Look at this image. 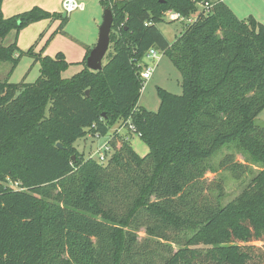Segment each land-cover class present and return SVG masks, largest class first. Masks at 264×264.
I'll return each mask as SVG.
<instances>
[{"label":"trees","instance_id":"1","mask_svg":"<svg viewBox=\"0 0 264 264\" xmlns=\"http://www.w3.org/2000/svg\"><path fill=\"white\" fill-rule=\"evenodd\" d=\"M206 2L210 10L197 13ZM101 5L114 14L102 70L88 68L89 50L84 68L65 78L62 53L40 54L34 83L0 80V264H138L139 228L157 243L180 244L193 233L161 264H264V128L254 123L264 111V24L240 19L223 0ZM169 11L198 14L173 43L158 27ZM53 18L68 23L39 6L11 17L0 11V38ZM151 48L182 74L181 95L158 88V111L139 106ZM32 49L0 44V62L11 63V74ZM120 122L148 144L145 156L119 135L107 164L75 147ZM233 142L263 169L252 190L221 205L204 194V177L210 158ZM220 166L246 167L233 154Z\"/></svg>","mask_w":264,"mask_h":264},{"label":"rangeland","instance_id":"2","mask_svg":"<svg viewBox=\"0 0 264 264\" xmlns=\"http://www.w3.org/2000/svg\"><path fill=\"white\" fill-rule=\"evenodd\" d=\"M202 9V4H200L198 6L197 13ZM55 12L60 11L56 10ZM168 18L169 17L165 15V21L159 23L158 27L166 39L170 43H173L176 37L185 30L189 23L188 21L172 22ZM57 20L60 21L59 26L44 40V30L39 32L36 27L31 28L33 34L32 37L31 31L23 33V41L21 42L20 40L19 45L22 47L23 51H28L30 48H33L32 54L23 56L21 61L26 58L28 60L16 67L11 74H9V70H11L12 66L11 63L0 62L1 81L8 80L11 83H18L21 86L22 84L34 83L38 79L40 76L38 74H36V76H38H35L34 78L33 76H30L33 64H37L36 67H38V58L40 54L47 55L45 51L49 47L48 43L53 42L56 35L64 33V30L62 31V28L60 27L62 22L61 18L51 19V22H55ZM16 37V31H12L9 35H7V37L0 38V44L8 46L16 40ZM158 55L162 61L161 59L157 60L154 58L149 59L148 61L151 66L157 61H159V63L156 66L153 77L145 83V87L142 90L143 92L139 99L141 107L147 109L148 111H158L160 108L161 99L158 94V88H163L170 93L177 95H181L183 93L182 74L180 70L163 51L158 50ZM107 60L108 57L104 59V62H107ZM74 67L75 68L65 71L63 73V77L70 78L78 73L77 69H79L80 65H74ZM259 118L264 120V111L260 114ZM119 125L120 123L116 124L111 132L105 137L103 136L101 139H97L94 137L93 133H89L85 137L78 139L74 145L85 158H89L93 153H95L97 148L102 143L109 139L110 135L114 132V129ZM122 132L124 134L122 137L125 138L127 136L126 139L129 140L132 149H134L141 157L145 156L149 152L148 144L137 133L132 132L128 128L123 129ZM118 147H120V143H118ZM228 154H233L235 162L245 164L246 167L238 168L235 172H232L225 167H221L220 161ZM246 156L243 153V148L236 142L221 147L209 160L211 169L207 171L204 177V194H208L213 201H217V199H219L221 205H226L235 202L244 191L249 190L252 185V179L263 169V167L260 164L253 163L251 159H248ZM103 164H107V162H104ZM10 185L17 188V184ZM219 187L222 188L221 191H219ZM252 188L253 187H251V190ZM219 194H221V196ZM192 234L193 233H188L186 236L189 237ZM137 235L140 245H137V250H134V254L135 257H137L136 259L139 262L138 264H161V260H164L165 257L176 252L185 244L187 240V237H182L180 239V244L169 243L162 240L159 241L160 243H157L158 241L150 237L145 228H139ZM258 263L259 260L257 258L252 261V264Z\"/></svg>","mask_w":264,"mask_h":264},{"label":"crops","instance_id":"3","mask_svg":"<svg viewBox=\"0 0 264 264\" xmlns=\"http://www.w3.org/2000/svg\"><path fill=\"white\" fill-rule=\"evenodd\" d=\"M80 1L85 3L86 8L82 11H76L70 15H67L68 23L61 29L62 31L64 30V33L56 35L54 37V41L48 43L49 47L45 51L47 56L50 57H55L58 53H62L65 56L66 61L70 64L67 70L75 68L74 65H80L79 69H77L78 72L84 68L83 61L85 59L86 54L89 50H92L98 42L100 26L103 23L105 11L103 6L101 5V0ZM223 1L233 10V12L240 19H246L250 16H253L258 22L264 24V0ZM62 2L63 0H0V11L5 17H11L13 15L25 12L26 10L28 11L32 7L38 5L39 7L50 12H55L56 10H58L60 11L59 13L64 16L66 14L64 13L62 8ZM59 24V20L51 22V19H44L29 25L28 27L23 29L18 35L16 33V41L19 48L22 49V47L19 45V41H23V33L31 31L32 27H36L37 31L39 32L44 30V40L49 37V35L52 34L54 30L57 29ZM32 36L33 34L31 31V37ZM160 59V56H158L157 60ZM27 60V58L25 60L23 59L22 61L20 59V62L17 67ZM148 61L149 59L144 60L143 65H146ZM158 63L159 61L156 62V66L158 65ZM36 66L37 64L34 63L30 73V76H33V78L36 76V74L40 75V63L38 67ZM156 66L154 71L156 70ZM139 106L141 105L139 104ZM123 129L125 128L121 129V135H124L122 132Z\"/></svg>","mask_w":264,"mask_h":264},{"label":"built area","instance_id":"4","mask_svg":"<svg viewBox=\"0 0 264 264\" xmlns=\"http://www.w3.org/2000/svg\"><path fill=\"white\" fill-rule=\"evenodd\" d=\"M203 10L209 11L210 8L212 7V2H206L202 4ZM62 8L63 11L66 15H70L76 11H82L86 8L85 3L80 1V0H63L62 2ZM198 14H196L195 16H192L190 18H185L183 16H181L179 13L177 12H173V11H169L166 13V16H168L169 20L172 22H185L188 21V23H192L196 20ZM158 50H156L155 48H151L149 49L144 58L143 61L141 63L142 65V71L140 72V76L142 78V80L144 81V83H146L148 80H150V78L152 77L153 73H154V69L156 66V63L154 65H150L149 63H147L146 65H143L144 60L147 59H157L158 58ZM122 128H128L130 129L132 132L135 131V128L133 125H129L127 126V124L125 122H120V125L114 129V132L110 135L109 139H107L104 143H102L97 150L95 151V153H93L91 155L90 158L95 159L97 162L103 164L104 162H107L109 160V158L111 157V155L114 152V148L112 146V140L114 139V137L116 135L122 136L121 135V129ZM95 138L97 139H101L103 136L100 135V133H95L93 134ZM105 137V136H104ZM95 154V156H94Z\"/></svg>","mask_w":264,"mask_h":264},{"label":"water","instance_id":"5","mask_svg":"<svg viewBox=\"0 0 264 264\" xmlns=\"http://www.w3.org/2000/svg\"><path fill=\"white\" fill-rule=\"evenodd\" d=\"M114 22V14L110 8L105 9L103 23L100 26L99 39L96 46L91 50L90 55L87 58V66L90 70L100 71L103 69V61L108 53L111 44V31ZM89 90L86 94L89 95ZM255 126L264 128V120L256 118ZM59 147H62L61 143H58Z\"/></svg>","mask_w":264,"mask_h":264}]
</instances>
